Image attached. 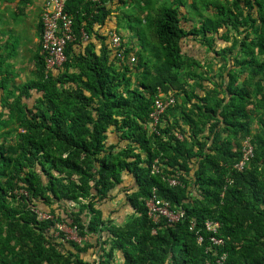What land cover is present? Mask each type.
<instances>
[{"label": "trees", "instance_id": "16d2710c", "mask_svg": "<svg viewBox=\"0 0 264 264\" xmlns=\"http://www.w3.org/2000/svg\"><path fill=\"white\" fill-rule=\"evenodd\" d=\"M66 11V61L46 72L40 16L25 82L20 39L0 15V264H114L116 253L121 264H215L223 254L264 264V0H69ZM200 49L217 64L197 60ZM160 92L175 103L152 131ZM247 138L254 157L238 172ZM154 188L182 220L149 217ZM121 193L132 213L116 225L104 210ZM208 220L220 223L222 246Z\"/></svg>", "mask_w": 264, "mask_h": 264}, {"label": "built area", "instance_id": "2783aa9c", "mask_svg": "<svg viewBox=\"0 0 264 264\" xmlns=\"http://www.w3.org/2000/svg\"><path fill=\"white\" fill-rule=\"evenodd\" d=\"M69 0H46L41 13V21L43 25L42 42H41V55L45 58L46 72H55L56 69L62 66L66 61L65 48L66 45L75 39V33L73 30V18L66 11V4ZM98 2L100 0H93ZM128 8V7H126ZM87 35L82 34V40H87ZM111 47L116 53L117 57L122 61L126 58V49L123 45L122 36L112 31L110 33ZM130 62H135V56L129 57ZM175 103V98L172 95H166L162 92L156 97L153 111L150 115L149 129L156 131L162 115ZM241 159L234 166V169L238 172H242L247 164L254 157V145L250 138L243 141L241 146ZM153 173L159 172V161H155L153 165ZM230 179H227V183H231ZM169 183L172 186L178 184L176 180H170ZM146 207L149 217L158 223L162 218L166 219L170 223H178L184 218V211H175L172 209L170 202L158 196L157 190L154 188L150 197L146 201ZM42 218H47L46 215H42ZM220 223L214 220H208L205 222V229L211 234L209 240L214 246H222L224 240L217 236L220 230ZM191 230H195L197 240L202 243L204 237L196 230V224H191ZM75 240V239H74ZM77 241V240H76ZM215 264H231L228 261V256L223 254L215 260Z\"/></svg>", "mask_w": 264, "mask_h": 264}, {"label": "rangeland", "instance_id": "374dc122", "mask_svg": "<svg viewBox=\"0 0 264 264\" xmlns=\"http://www.w3.org/2000/svg\"><path fill=\"white\" fill-rule=\"evenodd\" d=\"M4 1L5 0H0V15L5 21H7V25L4 27L6 29H13L15 35L20 39V44L15 55V70L18 72L17 80L19 82H25L31 78L34 70L33 55L37 50L39 42L36 29L46 0H31L32 3L25 7L21 4V0H8L9 3ZM219 1L224 3L225 0ZM15 13H19L21 15V18L18 21H14L13 19ZM133 23L137 24L134 21ZM0 28H2V26ZM219 44L221 47L225 45L222 41L219 42ZM136 49L140 50V48L137 47ZM198 51H200V53H197V57H195L197 60L206 61L204 58H209L210 53L207 55L204 49H200ZM207 61H212L213 63L217 62L213 61L212 57H210ZM254 127L256 126H253V128ZM104 211L105 218L111 217L116 225L124 224L129 219V215L132 213V211L125 206V196L122 193L118 195V197L112 201V203H110ZM58 227L66 233L68 239H75L77 241L80 240L73 228L65 224H59ZM106 249L108 250V247ZM122 261L123 259L121 255L116 253V260L114 264H121Z\"/></svg>", "mask_w": 264, "mask_h": 264}, {"label": "crops", "instance_id": "0c3cea01", "mask_svg": "<svg viewBox=\"0 0 264 264\" xmlns=\"http://www.w3.org/2000/svg\"><path fill=\"white\" fill-rule=\"evenodd\" d=\"M173 1H175V0H167V1H165V0H154V2H155V6H156V7H158L159 5L163 4L164 2L171 3V2H173ZM126 7H128V8H126ZM126 7H125L126 9H129V6H126ZM115 18H116V17H114L113 20H115ZM125 25H126V24H125ZM131 32H132V31H130L129 29H125L124 31L122 30V33H123V35H124L125 37H130V36H132L133 33H131ZM125 40H127V39H125ZM137 48H140L139 44H137Z\"/></svg>", "mask_w": 264, "mask_h": 264}]
</instances>
